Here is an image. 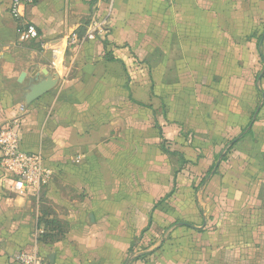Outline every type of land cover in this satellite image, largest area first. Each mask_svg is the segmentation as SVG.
<instances>
[{
  "label": "crops",
  "instance_id": "0c3cea01",
  "mask_svg": "<svg viewBox=\"0 0 264 264\" xmlns=\"http://www.w3.org/2000/svg\"><path fill=\"white\" fill-rule=\"evenodd\" d=\"M4 6L0 130L20 119L53 177L20 196L0 169V264L33 247L43 264H264V0H32L17 20L36 48ZM95 18L106 37L66 47Z\"/></svg>",
  "mask_w": 264,
  "mask_h": 264
},
{
  "label": "built area",
  "instance_id": "2783aa9c",
  "mask_svg": "<svg viewBox=\"0 0 264 264\" xmlns=\"http://www.w3.org/2000/svg\"><path fill=\"white\" fill-rule=\"evenodd\" d=\"M32 0H8L9 14L17 20L21 17V9ZM108 2L111 0H107ZM18 38L21 42L38 38L34 25L24 24L17 29ZM108 34L107 29L98 19H94L88 25V29L82 37L72 32L66 39V47H77L87 42L103 39ZM54 60L51 67L59 65L57 55L52 53ZM0 169L10 178L12 190L15 194L25 196L28 193L38 195L41 193L53 177V170L48 167L45 160L39 153H28L21 149L19 137V122L5 126L0 130ZM44 229L36 231L37 236L44 234ZM14 259L19 264H43V260L35 247L18 252Z\"/></svg>",
  "mask_w": 264,
  "mask_h": 264
},
{
  "label": "water",
  "instance_id": "95a60500",
  "mask_svg": "<svg viewBox=\"0 0 264 264\" xmlns=\"http://www.w3.org/2000/svg\"><path fill=\"white\" fill-rule=\"evenodd\" d=\"M54 85L55 82L50 77L40 83H37L36 85H33L30 93L26 96V102L31 103L32 101L38 99L53 88Z\"/></svg>",
  "mask_w": 264,
  "mask_h": 264
},
{
  "label": "rangeland",
  "instance_id": "374dc122",
  "mask_svg": "<svg viewBox=\"0 0 264 264\" xmlns=\"http://www.w3.org/2000/svg\"><path fill=\"white\" fill-rule=\"evenodd\" d=\"M0 3H1L3 9H5V6H4V4H5V0H1ZM12 19H13V18H12ZM14 22H15V24L17 25V28H20V27H21L20 25H22V24H21L22 21H18V20H15V19H14ZM32 41H36V43H37V40H36V39H33ZM29 42H31V41L23 42V43H20L19 45H20L22 48H36V43H29ZM14 45H15V47L11 50V52H10V56H12V57H18V56L23 57V51L19 52V50H21V49H19L18 43L14 44ZM39 46H40V44H39ZM40 47H41V46H40ZM0 53H1V47H0ZM0 66H1V64H0ZM0 82H4L2 78H0ZM2 85L5 86V83H3ZM19 120H20V119H19ZM19 120H18V121H19ZM12 122H13V121H12ZM12 122H11V123H8V124L10 125V124H12Z\"/></svg>",
  "mask_w": 264,
  "mask_h": 264
},
{
  "label": "trees",
  "instance_id": "16d2710c",
  "mask_svg": "<svg viewBox=\"0 0 264 264\" xmlns=\"http://www.w3.org/2000/svg\"><path fill=\"white\" fill-rule=\"evenodd\" d=\"M43 228H44V226H43ZM44 230H45V232H44V234H43V235H45V233H46V228H44ZM43 235H42V236H43ZM42 236H41V237H42Z\"/></svg>",
  "mask_w": 264,
  "mask_h": 264
}]
</instances>
